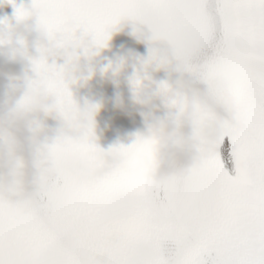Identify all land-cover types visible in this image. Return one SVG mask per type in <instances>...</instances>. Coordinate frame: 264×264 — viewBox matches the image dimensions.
Wrapping results in <instances>:
<instances>
[{
	"label": "snow or ice",
	"instance_id": "6c2138e0",
	"mask_svg": "<svg viewBox=\"0 0 264 264\" xmlns=\"http://www.w3.org/2000/svg\"><path fill=\"white\" fill-rule=\"evenodd\" d=\"M8 2L53 37L87 28L86 55L122 19L147 25V63L175 58L193 86L177 110L197 147L167 170L154 168L151 138L102 151L71 63L35 60L18 108L55 112L75 135L38 145L36 117L30 163L0 130V264H264V0Z\"/></svg>",
	"mask_w": 264,
	"mask_h": 264
},
{
	"label": "clouds",
	"instance_id": "9594fccd",
	"mask_svg": "<svg viewBox=\"0 0 264 264\" xmlns=\"http://www.w3.org/2000/svg\"><path fill=\"white\" fill-rule=\"evenodd\" d=\"M93 41L92 32L83 27H76L71 38L65 39L62 34L53 37L27 16L16 19L11 33L5 31L0 39V130L15 136V156L25 157L31 163L34 146L30 124L38 113L18 108V100L24 93L16 82L33 79V62L41 57L50 58L53 64L57 58H64L71 63L72 75L76 78L80 50L91 47ZM192 87L182 71L171 84L144 80L132 83L138 100L154 92L168 109L150 128V156L156 170H167L174 162H183L195 153L196 142L185 135L188 120L182 119L177 110V105L191 96ZM32 171L34 174L35 169Z\"/></svg>",
	"mask_w": 264,
	"mask_h": 264
}]
</instances>
